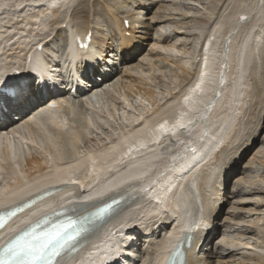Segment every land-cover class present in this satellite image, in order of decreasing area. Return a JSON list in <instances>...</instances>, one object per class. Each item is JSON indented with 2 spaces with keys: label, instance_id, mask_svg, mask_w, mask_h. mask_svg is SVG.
Here are the masks:
<instances>
[{
  "label": "bare ground",
  "instance_id": "obj_1",
  "mask_svg": "<svg viewBox=\"0 0 264 264\" xmlns=\"http://www.w3.org/2000/svg\"><path fill=\"white\" fill-rule=\"evenodd\" d=\"M72 1L0 0V28L6 30L5 40H0V53L6 58L0 63V86L4 82H8L10 86L17 85L21 77L26 78L27 75L31 77L33 72L37 75L36 79L28 80L20 98L17 100H11L8 97L4 99L3 106L7 108V111L0 113V168L7 170L9 175H15L17 180L8 187L6 186L5 190H0V193L3 194H0V215L10 214L17 207L22 206L27 198L24 192L34 185L42 184L40 190L35 193H38V196H44L31 206L12 215L0 227V255L11 242L20 239L27 230L39 222L53 223L46 228V231L52 232L60 229L66 221L65 223L71 226L67 227L70 228V232L84 227L86 235L75 240L73 244L82 243L76 250L66 254L53 255L51 264H103L104 262L107 264H138L140 260H142L141 264H159L160 255L163 253L167 241L176 238L179 230L185 228L184 221L189 222L190 226H186V231L177 247V254L172 264H211V259L214 257L213 247L222 248V252L218 251L220 257H223V254L228 251V255L231 254L233 259L237 255L248 260L253 259L256 264H264V213L261 217L258 215L251 217L255 214L252 212L256 208L264 207V138L263 147L260 146L256 152L262 158L260 165H257L259 166L258 170L261 169L260 173L256 172V165H253L251 159L243 167L252 172L251 178L248 177V174L238 178L236 175L243 174V170L232 169L235 163H239L241 153L248 149L249 142L256 141L254 138L261 129L260 124L256 125L254 130H251L252 133L248 139L242 140V138L238 142L239 135L241 134L243 137L247 133L240 132L241 124L254 113L255 109L259 110V120L264 116V96L262 95L263 99L261 100L260 93L256 89V75L259 73L257 72V64L260 59L258 60L254 54L255 50L258 51L260 39L264 38V25L257 26L258 23L256 24L255 19L256 14L261 13L264 9V0L261 4V0H250L248 4L244 0L247 8H244L241 0H139L141 1V4L139 2L140 9L144 8L145 13L149 12L154 5L163 2L164 5H159L162 11H157L155 14L156 16L158 12L165 14L151 17L153 19L151 22L156 25L153 42L148 50V55L139 57V51L142 49L140 47L144 46L141 40H145L143 38L146 37L147 30H150L152 26V23H145L146 18L141 17L143 9L134 13L135 15L125 14L121 11V6L116 5V3H103L108 16L106 35L115 39L117 43L119 42L118 49L123 52L127 57L126 59L138 60V62L132 60L126 64L127 69H129L128 72L147 77L146 73L143 72L158 68L157 64H154L158 55V59L165 64L168 61H176L178 57H180L179 59H186V62L180 63L179 61L175 64L178 71L174 73V76L177 77L174 83L176 87L178 85L179 89L177 88L174 93L170 92L168 99H164L162 96L160 99L165 101L157 104L158 107L152 110L151 116L134 120L132 128L118 135L115 139L116 142L110 143V147L94 149L89 152L91 154L87 153L82 156H78L76 147L90 125L85 116L86 107L96 103L100 104L106 100L107 95L101 91L102 88L99 91L98 87L107 83L109 80L107 76L112 72H107V68L99 65L100 63L105 64L107 61L103 56L104 45L100 43L99 48L96 47L98 44L94 35L97 30H100L97 28V23L90 25L83 21L82 17L80 19V16H75V14L73 15V17L75 16L73 25L65 30L63 44L61 48L59 47V51L64 57L58 60L50 55L46 56L49 54L44 50L48 44L45 43L47 36L53 33V37H61L62 34L59 27L65 22V16H60L59 10ZM58 2L61 3L59 6L54 5ZM147 3L149 4L147 5ZM29 7L33 11L29 10ZM25 10L30 12L24 17L22 14ZM254 10L257 13L252 14ZM224 11H226V15H223ZM241 13L249 14L248 22L247 20L243 21L244 18L241 19L238 16ZM9 14H11L10 18L7 17ZM250 14L252 15L250 16ZM258 16L259 14L257 18ZM18 17L21 18L20 22L25 21L29 27L25 24L26 28L18 26L20 24ZM13 21L15 22L13 23ZM125 22H128L127 26ZM241 22H246L248 27L243 36L238 34L240 36V38L238 37L239 41L233 48L234 58H232V68L230 67V75H233V79H230L232 81L227 93H225L226 97H229L227 108L229 112L234 108L233 101H235L236 91L240 89V77L245 73V70L251 68L248 76L252 87L250 86L251 90L247 94L246 105L241 104L242 107L244 106V111H250L247 117L243 115L242 111L239 115L237 114V124L235 123L231 133L229 132L227 139L223 141L226 129L229 130L231 127V118H235L236 114L223 113L225 115L222 114L218 127L209 133L207 131L208 125L204 121L206 116L209 117L206 115L209 111L208 107L217 101L220 95L217 94L222 93L221 89L218 90L220 82L225 83V80L223 82L221 79L222 76L225 77L223 74L229 68L226 67L227 69H225L224 58V55L227 54V45L232 38H229V35L235 32V27L238 28L237 26L239 23L241 25ZM262 22L264 21L262 20ZM46 23L54 25V27L50 30V34L47 33L43 36L42 26ZM36 24H40L41 29L34 33ZM255 25V32L248 34V31H252ZM88 31L91 32V43L84 51L75 44V38L78 36L83 39ZM20 33H25V36L34 34L39 37L34 39L35 42L20 41L24 36L18 37ZM147 37L150 38L151 36L148 35ZM108 40L110 39L108 38ZM16 41H19V45L12 46L11 44ZM205 41L208 46L206 52H202V45ZM37 44L42 45L41 50L36 49ZM216 45L218 53L214 48ZM231 47L233 46L231 45ZM211 50H215V52H211ZM16 53L18 54L16 55ZM77 54L81 56L79 59H77ZM27 57L28 60H26ZM97 59H99V63ZM261 59L262 65L259 66V70L262 71L264 69V55ZM187 62H190L191 69L186 65ZM215 64L217 66H214ZM81 67L82 69H80ZM13 69L19 71V76L16 74L10 76ZM101 73L103 76L100 78L101 83H99L96 76ZM78 77L86 82V87L80 86L79 88L78 86L77 89H73V81L75 84L79 82ZM151 78L153 79V77ZM52 82L55 89L50 87ZM28 85L31 87H27ZM142 88L139 92L142 91ZM221 88L223 89V87ZM247 89L245 87V90ZM156 100L155 98L154 102ZM49 101H55L56 106L49 107ZM165 106L166 108H163ZM211 110L213 109L211 108ZM64 112L67 114H63ZM63 120H65L64 124ZM70 122L73 129L66 126ZM195 124L198 127L196 132L193 131ZM156 125L161 129H171L175 132L177 144L167 137L162 138L159 145H153L152 139L161 134V131L155 129ZM179 125L183 128L178 129ZM226 126L228 127L226 128ZM242 128L244 129V125ZM190 130L195 132L194 134L191 131L194 134L191 135L192 141H202L198 146V152H192L193 144L191 145L192 148L187 145V139H190L188 138ZM51 132L54 134V139L48 135ZM39 133L45 135V138H42V143L46 147L47 153L49 152L47 159L44 156L26 153V150L32 151V149L25 147L24 144L33 140L40 142L37 139ZM134 138L138 139L136 141L144 150L138 148L139 146L132 145L134 151L126 153L133 154L134 158L130 159V156L123 158L121 143L129 142L128 140ZM216 139H221L218 143L219 147L217 150H213L214 152H210L211 145ZM164 142L171 144L168 149L165 148L162 151L160 146ZM240 143H242L241 151H239L240 147L238 146ZM21 144L25 147V155L22 154ZM238 152H241L240 155ZM196 154L204 158L199 157L200 159H197ZM68 157L75 162L71 165H56L61 158ZM172 157L176 158L170 159ZM102 161H105L106 164H103ZM48 162L52 165L49 166ZM145 162L147 164H143ZM157 162L162 167L163 164L166 165L164 170L168 172L164 177L159 179L163 173L160 176L156 173H150L152 176L144 180H126L125 165L130 169H135V176H144L147 171L149 173V167L159 165ZM194 162H197V166L195 164L192 169L188 167L189 165L192 166L191 164ZM21 163L23 170L20 168ZM14 164L18 165V170L21 169L24 174L18 175V170L15 171L13 167ZM87 164L91 165L93 173L88 172L81 175L83 170L86 171ZM137 167L146 169L138 170ZM49 170H51V176L48 174ZM77 171L79 176L75 178L80 180L81 186L86 187L88 191L82 197L91 200L86 203L77 202L80 194L83 193L78 186L66 188L56 185L51 187L55 179L64 180L62 178H66V175L69 176V173ZM113 174L114 176L111 177ZM96 176L101 178L98 184L94 183ZM187 176L189 177L185 179ZM231 178H235L233 183L235 187L229 193L238 195L240 198V201L236 200L235 202H239L241 205H252L255 208H247L245 212L249 219L242 220L245 221L243 223H234L232 227L228 226L225 230L227 235L222 234L220 240L216 242L220 235L218 222L213 219L216 212L220 210L219 202L224 196L228 198L226 193H222V190L226 188V184ZM180 179L182 180L179 181ZM150 180L158 182V184L153 183V186L161 191V195L153 193L150 195L153 198L142 194L145 192H140L144 191L143 186ZM30 181H34V183L31 184ZM177 192L182 194L180 202L183 203V208L188 211L187 214L182 213L179 208L180 205L175 200V193ZM35 193L29 197L34 196ZM184 195L187 197L184 198ZM253 195L257 198H252ZM225 201L227 202L228 199ZM112 203L119 208L120 212L113 213L108 207ZM100 207V212L94 213ZM103 211H109L110 215L102 216L101 212ZM238 212H242V210ZM236 214V211L231 213L232 217ZM103 221H105L104 224ZM67 228L61 229L60 232H64ZM92 228L94 229L92 230ZM234 232H237L234 237L237 241L235 245L230 244L229 239L230 234ZM5 244L6 246L3 247ZM209 244L211 249L206 251ZM27 246L28 243L23 245V247ZM201 246L204 247L201 248ZM214 253L216 252L214 251ZM233 262L234 264H244V261L241 260L236 262L234 260Z\"/></svg>",
  "mask_w": 264,
  "mask_h": 264
},
{
  "label": "rangeland",
  "instance_id": "obj_2",
  "mask_svg": "<svg viewBox=\"0 0 264 264\" xmlns=\"http://www.w3.org/2000/svg\"><path fill=\"white\" fill-rule=\"evenodd\" d=\"M245 1L248 4L250 0H245ZM139 2L141 4V1H139V0H124V2H123V0H73L71 3H67L66 5L62 6L60 8V10H59L60 16H62V17L65 16L64 17L65 18V22L60 24V27H59L60 30L62 31L61 37H59V36H54L53 37V33L50 34V30L52 29V27H54V25L46 23L44 25L46 27L42 26L43 27V29H42V33L43 34L42 35L44 36L47 33L50 34V35L47 36V39L45 41V43H48V44H47V48L45 47L46 49H44V50H45L46 53H49L46 56L50 55V56L55 57L56 59L60 60V59H62L64 57V55H62V53L59 51V47L61 48V45L63 44L62 43L63 42V34H64L65 30H68L73 25V22L75 20V16L79 15L80 19L82 17V20L86 21L90 25H92L94 23L96 25V23H97V26H98L97 28H99L100 30H97L95 35H94V38L97 40L96 42L98 44V46H96V47L99 48V44L100 43L102 45H104L105 51L103 53L104 54L103 56H105V60L107 61L105 64H99V65L101 67L107 68V72L108 71L112 72V74L107 76V77H109L110 81L106 80L107 83H105L104 85H101L100 87H98V90L102 88L101 91L102 92L104 91V94L107 95L106 100L104 102H101L100 104L96 103L95 104L96 106L94 104H92V105H88V107H86L85 116L88 119V121L90 122V125H89L88 129L86 130V132L84 133V136H83L82 140L79 142V144L76 147L78 156L86 155L87 153H89L90 151H93L94 149H98V148L99 149H104V148L110 147L111 146L110 143H112V140H111L112 137L116 136V138H117L118 135H121V134L125 133L126 131L130 130V128H132V124H133L134 120L142 119V118H146L148 116H151V112H153L152 110L156 109L158 107L159 103L164 102L165 101L164 99H168L169 96H170V92L174 93V92L177 91V88L179 89L178 85L176 87L175 83H174V81L177 79V77L174 76V73H175V71H176V73L178 71L175 68V64H177L179 61H180V63H182V62L185 63L186 59H183V58L179 59L180 57H178V59L176 61H174V62L168 61V63L165 64L162 60L158 59V56H159L158 55L156 57V61L154 63V64H157L158 68L157 69L145 70L143 72V73H146L145 75H147V77H149V78H147L146 76H144L142 74L138 75L137 73L135 74V73L130 72V71L128 72L129 69H127L126 64L129 63L132 60L135 61V62H138V60L130 59V58H129L130 60L126 59L127 57L123 54V52L120 51V49H118L119 42L117 43V41L115 39H112L111 37L106 35V33L108 32L107 31V28H108V25H107L108 24V22H107L108 16H107V14L105 12L103 3H105V4H114V3H116V5L121 6V11L123 13H125V14H133V15H135L134 13H136L137 11H141L143 9V11L141 13V17L143 16L144 18H146L145 23L146 22L152 23V26H151L150 30L149 29L147 30L146 37L143 36L144 37L143 39H145V40H143V41L141 40L142 45L144 44V46L140 47L142 49H141V51H139L140 54H138V57L139 56H143V55L147 56L148 53H149L148 50L150 48V45L153 42V36H154V33H155V26H156V25H153V22H151V21H153L152 18L156 16V14H157L156 12L157 11H162V10H160L159 5H164V3L162 2L160 4L154 5L149 12L145 13L144 12V10H145L144 8L140 9L141 5L139 4ZM120 3H122V4H120ZM241 3L244 6V8L247 6V4L244 3V0L243 1L241 0ZM261 3H262V0H261L260 4ZM60 4L61 3L58 2V3L54 4V5L59 6ZM148 4L149 3H147V5ZM29 10L33 11L30 7H29ZM29 10H25V12L22 14V16L25 17V15H27L30 12ZM226 11H224L223 15L224 14L226 15ZM254 12L257 13V11L254 10L252 12V14ZM82 13H84V14H82ZM74 14H75V16L73 17ZM241 14H238V16H240ZM252 14H250V16ZM258 14H259V16L257 18ZM9 15L7 16L8 18L11 17V14H9ZM162 15H165V14H161L160 12H158L157 16H162ZM245 15L249 17V14H245ZM263 16H264V9H262L261 13L259 12V13L256 14V18L255 19L257 21L256 24L258 23L257 26H261V25L263 26L264 25V22H262V20L264 21V19H262V18H264ZM83 18H85V19H83ZM259 18H260V20H259ZM248 20H247V22H248ZM20 21H21V18L18 19V22L20 23V24H18V26H24V24H25V26L29 27V25H26L25 21L24 22H20ZM243 21H245V20H243ZM14 22L15 21H13V23ZM259 23H260V25H259ZM239 24L237 26L238 28L235 27V32H233L232 34L229 35V38L230 37H232V38H230V41H229V43L227 45L228 47L230 45L229 48L227 47V50H226L227 54L224 55V58H225V69H227L228 67L232 68V64H233V59L232 58H234V49L233 48H234L235 44L239 41L238 39L240 38V36H243L245 34L246 28L248 27V24H246V22H241V25H239ZM111 25H113V24H111ZM25 26H24V28H26ZM36 27H37V29H36ZM251 27H252V25H251ZM113 28H114V26H113ZM34 29H35L34 33L36 31H38L39 29H41L40 24H36V26H34ZM243 29H244V32H243ZM255 30H256V25H255L254 29H252V31H248V34H250V33L253 34L255 32ZM101 31H103V33H101ZM140 31H142V30H140ZM233 34H236V35L233 36ZM5 35H6V30L4 28H0V40L1 41L5 40L4 39ZM20 35H24L20 39V41H32V42H35L36 40H34V39L35 38L37 39L39 37V36L36 37L34 34L33 35L30 34V36H25V33H20L18 35V37ZM148 35H150L151 37L150 38L147 37ZM108 38L110 40H108ZM262 39H260V43L263 44V45H261L259 43V46L257 48L258 51H256V50L254 51L255 52L254 54H256L255 56H257L258 60L260 59L259 63L257 64V69L258 70L256 69L257 72H259L256 75L257 76L256 80L257 81L259 80L258 83L256 81V89L260 93L259 97H260L261 100L263 99V96H264V69H262V71L259 70L260 69L259 66L261 67V65H262L261 57H262V55H264V38H262ZM18 42L19 41H16V42H14L15 44L13 43L11 45L12 46L19 45ZM231 45L233 47H231ZM216 47H217V45L214 46V48L216 49V52L218 53ZM261 48H263V49H261ZM93 49H95V47H93ZM260 50H261V52H260ZM32 51H34V50L32 49ZM213 51L215 52V50H213ZM213 51L211 50V52H213ZM262 51H263V53H262ZM17 54L18 53H16V55ZM151 55H149V57H151ZM259 56H261V57L259 58ZM80 57L81 56L77 54V59H79ZM166 58H169V57H166ZM5 59L6 58L3 55H1V53H0V63L5 61ZM231 60H232V62H231ZM125 61H127V62H125ZM160 65H162V66H160ZM186 65L188 67H190V62H187ZM214 66H217V64H215ZM229 68H228V71L225 72L226 74L225 73L223 74L226 78L224 77L225 78L224 79L223 76H222V79H221V81L223 80V82L225 80L226 84L220 82V86H219L220 88H219L218 91H220V89H221L222 93L220 92V93L217 94V95L220 94L219 97H218L219 100L217 98V101L216 102L214 101L215 104L213 102L212 105L210 107H208L209 111H207L206 115H209V117L206 116L205 117V121H204V123H206L208 125L207 131L209 133V131H211L213 129H216L218 127V124L220 123L219 120H220L221 116H223V115H225L227 113H232V115L236 114L235 118H233V117L231 118L232 121L230 123V126H231L230 129L228 130V128H227L228 126H226L227 129L225 128L226 132L223 135V138H224V139L222 138L223 141L227 139V137L229 135V132L231 133V130L234 128V125L237 124L236 120H237L238 115L243 112V115L244 116L246 115V117H247V115H248L250 110L244 111L243 107L246 105V99L248 98L247 94H248L249 90H251V87H252L251 86L252 83L249 81V76H248L250 74V71H251V68H249V70L248 69H247V71L245 70V73L243 71L244 74L243 73L242 74L244 76L242 75L243 77L242 76L240 77V80H239L240 89H238L236 91L237 94L235 95V101H233L234 108L231 111L228 112L227 108H228V105H229V103H228L229 97H226V93H227L229 85H230V83L232 81L230 79H233L232 78L233 75L232 76L230 75L231 74L230 73L231 72V68H230V71H229ZM190 69H191V67H190ZM227 72H228V74H227ZM105 73H106V71H105ZM102 76H103L102 73L100 75L98 74L96 76L97 77V82L101 83V79L100 78ZM151 77H153V79ZM228 78H229V80H228ZM113 82H115V83H113ZM131 83L133 84V86H132ZM245 85H247L249 87H247ZM221 87H223L224 90ZM245 87H246V89L247 88L248 89L245 90ZM140 88H142L141 92H139ZM143 91L146 92V93H144ZM245 91H247L246 94H245ZM142 93H144V94H142ZM162 96H163L164 99H160ZM155 98L157 99L156 102H154ZM242 101H243V103H242ZM241 104H243V105L245 104V105L242 107ZM238 107L241 108L242 110H240ZM163 108H166V106L163 107ZM211 108L213 110H211ZM245 108L249 109L248 107H245ZM258 111H259L258 109H255L254 113L252 115H250L251 118L250 117L247 118L246 121L244 122L245 124L244 123L241 124L240 132L244 131V133L245 132H247V133L244 134L243 137H241V134H240L239 135L240 137H238L239 138L238 142H240V139H242V138H243L242 140H246V138L248 139V136H250L251 133H252L251 130H254V127H256V125L260 124L261 125V129L259 130L258 134L255 136L256 138H254V139H256V141L255 140L254 141L252 140L253 142L250 141L249 145H248V149L246 151H244L243 153L240 152L241 153V158L238 161L239 163H235L232 166V169H234V170L235 169L236 170H243V172H244L243 174L241 173V174L236 175V177H238V178L240 176H242V175L245 176L246 174H248V177H250V178L253 176L252 172H250L249 169L243 168V167H245L247 165V163L250 161V159L253 160V165H256V167H255L256 168L255 169L256 172H259V173L261 172V169L258 170L259 166H257V165H260L259 163H261L260 161L262 160V158L259 157L260 154H256V152H257L258 149H260V146H262V141H263V138H264V116H262L261 120H259L258 119ZM245 112H246V114H245ZM223 113H225V114H223ZM63 114H67V113L64 112ZM144 115H145V117H144ZM68 116L71 117L69 114H68ZM253 118H254V121H253ZM247 121H249V122H247ZM243 125H244V129L242 128ZM66 126H68L71 129H73V125H72L71 122L66 124ZM195 127L193 128V131H195L198 128L197 124H195ZM191 131L192 130H190L188 132V138H190V139H187L188 140L187 145H189L190 148H192L191 145L193 144V148H192L193 151L192 152H195V151L198 152V146L202 143V141H198V142L197 141H192L193 140L192 136L195 134L196 131L195 132L192 131L194 134ZM47 132H48V130H47ZM47 132H46V134H47ZM48 135H51L52 138L54 136V134L52 132L50 134L48 133ZM252 135H254V134H252ZM37 136H38L37 139L40 142H37V141L33 140V141H30V142L24 144L25 147H29V148L32 149V151L31 150H26V153L27 154L28 153L37 154L39 156H44L47 159V156H49L48 155L49 152L47 153L46 147L42 143V138H45V135H41L39 133ZM29 140H31V139H29ZM220 140L221 139H216L215 142L212 143L211 148H210V152H214L213 150H217V148L219 147L218 143L220 142ZM195 142H197V143H195ZM107 145H109V146H107ZM238 146L240 147L239 151H241L242 143H240ZM25 147H23V144H21L22 154H24V155H25V153H24ZM249 148H251V149H249ZM240 153H239V155H240ZM89 154H91V153H89ZM210 155H211V153H210ZM200 156L201 155L198 154L197 155V159ZM205 157H207V156H205ZM200 158H204V157H200ZM63 160H64V163H62ZM24 161H25V159H24ZM74 162L75 161L73 159H71L70 157L61 158L59 160V163H57L56 165H59V164L71 165ZM22 163H23V161H22ZM22 163L20 164V168H22V170H23ZM47 164L49 166L52 165V163H49V162ZM195 164L197 166V162H194L193 164H191L192 166L189 165L188 167H190L192 169V167ZM13 167H14L15 171H17L18 168H19V166L18 165L16 166L15 164L13 165ZM22 170L19 169L17 174L18 175L19 174H24ZM167 172L168 171L163 173L161 175V177H159V179L164 177L167 174ZM188 173L190 174V171ZM48 174L50 176L52 175L51 174V170H49ZM150 176H152V174H149V176H147V177H150ZM189 176L185 177V179L188 178ZM232 177H234V176L232 175ZM15 178H16L15 175H9V174H7V170H5L3 168H0V190L3 191V190L6 189V186L8 187L12 183L16 182L17 180ZM235 178H231L230 181L226 184V188H224L222 190V193H224V194L226 193V197H228V198H225V196H224V198H222V195H220V197L222 198V200L219 202L220 210H218L216 212V214L214 216V219H213V220H216L218 222V224H217L218 225V229H219L218 232H219V235H220L218 237V239L216 240V242H218L220 240L222 234L225 233L224 236L227 235L225 230L228 228V226L232 227V225L234 223H237V222H239V223L242 222L243 223L245 221H242V220L249 219V217L247 216V213L245 212V210L247 208H255L252 205H241V204H239V202L238 203L235 202L236 200L240 201L239 196L229 193L235 187L234 184H233L234 181H235ZM40 179H42V178H40ZM182 179H180L179 181H181ZM95 180H96V182H94V183L98 184L101 181L100 176H96ZM30 183L32 184V183H34V181L30 182ZM153 183L158 184L157 181L153 182ZM1 195H3V194H1ZM177 196L182 198V194L180 195L179 193H177ZM186 197L187 196L184 195V198H186ZM254 197L257 198V196L253 195L252 198H254ZM225 199H228V201L226 202ZM241 210H242V212H238V211H241ZM232 211H236L237 212V214L235 216H233V217L231 215ZM252 213H255L256 215L253 214L251 217H254V216H257V215L259 217H261V216H263L262 213H264V207L261 206V208H259V209L256 208V210L253 211ZM160 217L163 218L162 215H160ZM223 224L226 225V227H224ZM229 230H230V228H229ZM235 235H237V232H234V233L230 234V238H229L230 241H231L230 244H234L235 245V243L237 242L234 239ZM213 245H214V243L212 244V246ZM210 246L211 245L209 244V247H207L206 251L207 250L209 251L211 249ZM202 247H204V246H201V248ZM111 250L112 249L110 247V251ZM212 250H214L216 253H214V251H212V253L214 254V257L211 259V261H212L211 264H234V262H233L234 260H235V262L236 261H240V260L244 261V264H256L255 260H253V259L252 260H248L247 258L239 257L237 255L234 257L235 259H233L231 254L228 255V253H229L228 251H226V253L223 254V257H220L219 256V252H222V248L213 247ZM141 263H142V260H140L138 262V264H141Z\"/></svg>",
  "mask_w": 264,
  "mask_h": 264
},
{
  "label": "snow or ice",
  "instance_id": "obj_3",
  "mask_svg": "<svg viewBox=\"0 0 264 264\" xmlns=\"http://www.w3.org/2000/svg\"><path fill=\"white\" fill-rule=\"evenodd\" d=\"M24 87L23 85H16L10 89L7 90V92L3 89L0 88V106H2V101L3 98L7 95L9 99L11 100H17L18 98L21 97V94L24 91ZM27 87H31V85H28ZM47 247V245L43 246L42 248H40L37 252H29V256H30V261L29 264H32L33 261L36 260H40V259H44V249ZM53 255H58V253H53Z\"/></svg>",
  "mask_w": 264,
  "mask_h": 264
}]
</instances>
